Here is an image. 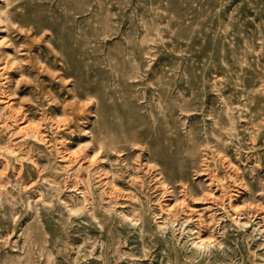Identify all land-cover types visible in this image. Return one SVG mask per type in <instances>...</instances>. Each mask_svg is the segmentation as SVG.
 Returning <instances> with one entry per match:
<instances>
[{"label": "rangeland", "instance_id": "1", "mask_svg": "<svg viewBox=\"0 0 264 264\" xmlns=\"http://www.w3.org/2000/svg\"><path fill=\"white\" fill-rule=\"evenodd\" d=\"M0 264H264V0H0Z\"/></svg>", "mask_w": 264, "mask_h": 264}, {"label": "bare ground", "instance_id": "2", "mask_svg": "<svg viewBox=\"0 0 264 264\" xmlns=\"http://www.w3.org/2000/svg\"><path fill=\"white\" fill-rule=\"evenodd\" d=\"M16 127V126H15ZM17 128V127H16ZM15 129V128H14ZM20 132H23V134L26 136V135H28L27 133H28V131H26V129H27V125L25 124V125H23V126H21V127H18L17 128ZM31 136L33 137V138H37L36 137V133H33V134H31ZM44 140V139H43ZM126 218V217H125ZM200 245H198V244H194V246L196 247V248H201V247H204V242L202 241V240H200Z\"/></svg>", "mask_w": 264, "mask_h": 264}]
</instances>
